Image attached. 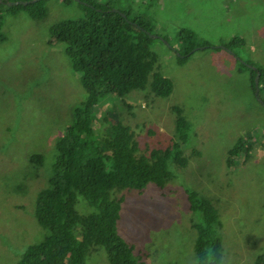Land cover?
<instances>
[{
    "label": "rangeland",
    "instance_id": "1",
    "mask_svg": "<svg viewBox=\"0 0 264 264\" xmlns=\"http://www.w3.org/2000/svg\"><path fill=\"white\" fill-rule=\"evenodd\" d=\"M76 1L46 0L42 19L24 10L14 14L0 1L6 35L0 43V264H16L30 244L49 235L35 216L36 196L49 186L55 142L87 95L66 45L50 42V26L81 16ZM126 2L132 16L152 21L159 36L150 45L154 70L169 76L174 87L158 96L150 75L144 89L102 98L94 139L103 142L121 121L134 132L138 154L165 149L177 139L179 107L189 122L182 146L188 164L171 159L173 175L163 184L113 189L112 198L121 201L117 233L146 264H197L193 224L201 214L188 203V191H197L218 210L222 264H253L264 249V81L256 94L248 71L239 68L251 61L264 69V0ZM182 28L195 38L181 39ZM234 36L243 42L227 49L224 43ZM193 44L187 62L179 64L177 54ZM239 139L248 152L229 164V150ZM34 153L44 155L41 165L30 160ZM75 208L81 215L93 210L80 194ZM85 264H111L106 248L91 245Z\"/></svg>",
    "mask_w": 264,
    "mask_h": 264
},
{
    "label": "trees",
    "instance_id": "2",
    "mask_svg": "<svg viewBox=\"0 0 264 264\" xmlns=\"http://www.w3.org/2000/svg\"><path fill=\"white\" fill-rule=\"evenodd\" d=\"M126 1L121 4L120 0H79L76 2L83 13L81 16L61 19L50 26V42L66 45L72 68L80 74L87 95L74 109L72 122L55 142L49 186L36 196L35 216L40 225L49 229V235L42 242L30 244L16 264H85L94 244L106 248L111 264H146L133 256L131 246L117 233L121 201L112 198L111 192L115 188L142 190L149 182L163 184L173 175L169 168L171 159L182 167L188 164L182 146L188 139L189 122L179 107H174L177 139L165 149L154 148L149 154H138L134 132L121 121L111 125L109 136L103 142L94 139L95 109L102 98L122 97L131 90L144 89L150 75L154 94L168 96L174 87L169 76L154 70L156 55L150 49L155 38L152 21L145 16H132L131 5ZM8 8L14 14L24 10L34 19H42L48 12L46 0ZM180 35L183 40L195 38L189 28H182ZM4 41L0 13V43ZM242 42V38L234 36L224 46L234 50L233 46ZM194 47L196 44L177 54L179 64L187 62ZM240 66L239 70L248 71L256 91L257 71L261 82L264 69L256 64L253 69L242 62ZM241 152H248L245 139H239L229 150L228 163L232 164V157ZM30 160L41 165L44 155L34 153ZM78 194L93 208L87 215H81L75 208ZM188 203L190 210L201 214L193 224L197 264H222L217 208L210 198L197 191H188ZM253 264H264V249Z\"/></svg>",
    "mask_w": 264,
    "mask_h": 264
},
{
    "label": "water",
    "instance_id": "3",
    "mask_svg": "<svg viewBox=\"0 0 264 264\" xmlns=\"http://www.w3.org/2000/svg\"><path fill=\"white\" fill-rule=\"evenodd\" d=\"M1 2L4 1L6 2L8 5L12 6V5H16V4H28V3H31V2H35V1H38V0H0ZM113 10L115 11H119L117 8H114ZM122 14H125L122 12ZM154 37H159L157 35H153ZM162 40H164L162 37H160ZM165 41V40H164ZM228 49V48H227ZM248 66L251 67V68H255L252 64L248 63ZM259 77H260V71H257V75H256V78H255V88H256V94H258V91H259Z\"/></svg>",
    "mask_w": 264,
    "mask_h": 264
}]
</instances>
